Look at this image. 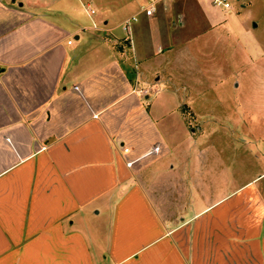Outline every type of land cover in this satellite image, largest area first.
Returning <instances> with one entry per match:
<instances>
[{"label":"crops","instance_id":"0c3cea01","mask_svg":"<svg viewBox=\"0 0 264 264\" xmlns=\"http://www.w3.org/2000/svg\"><path fill=\"white\" fill-rule=\"evenodd\" d=\"M149 1L0 0V264H264V151L189 125L230 4Z\"/></svg>","mask_w":264,"mask_h":264},{"label":"rangeland","instance_id":"374dc122","mask_svg":"<svg viewBox=\"0 0 264 264\" xmlns=\"http://www.w3.org/2000/svg\"><path fill=\"white\" fill-rule=\"evenodd\" d=\"M154 1L156 7L161 8L168 3L167 0ZM169 1L184 4L194 0ZM198 1L201 11L208 12L211 0ZM228 2L229 9L224 11L219 7L218 14L224 21L223 26L212 23L207 27L204 18L198 23L192 21L189 19L192 12L188 10H185L181 16V20H185L184 23L189 26V34L192 32L203 34L200 29L206 27L208 30L204 33L210 37V40L216 34L224 36V39L215 40L212 49L209 47V41H206V46L208 45L207 51L213 52L212 62L221 63L222 73L227 71L221 79L223 90L220 91V98H217L214 91H210L212 102L209 103V109L213 114L220 112L221 118L201 123L191 120L189 125L215 133L211 145L223 147L221 155L223 158L227 156L228 159H238V165L242 166L240 172L245 180L260 166L252 158L244 160L240 148H248L256 144L264 151V0H228ZM221 27H226L228 32H232L231 35L225 30V33L221 32ZM199 37L203 36H196ZM196 40L195 45L199 46V39ZM210 69L212 71L210 79L213 83L221 72L215 74L218 68L214 66ZM198 117L201 116H196ZM242 155L244 163L240 160ZM262 180L264 181V178Z\"/></svg>","mask_w":264,"mask_h":264},{"label":"built area","instance_id":"2783aa9c","mask_svg":"<svg viewBox=\"0 0 264 264\" xmlns=\"http://www.w3.org/2000/svg\"><path fill=\"white\" fill-rule=\"evenodd\" d=\"M212 2L216 5H221L224 8L229 7L228 0H212ZM91 11H92V9H91ZM142 11L146 15H151L154 12V6H153L152 0L149 1L148 5L142 7ZM135 19H136V15H130L129 17H126L121 23L122 29L123 30H129L130 21L135 20ZM127 164L129 165L130 161H127Z\"/></svg>","mask_w":264,"mask_h":264}]
</instances>
